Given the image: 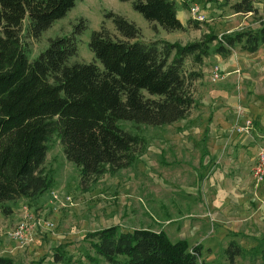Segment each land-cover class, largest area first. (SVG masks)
Returning <instances> with one entry per match:
<instances>
[{"label":"trees","instance_id":"trees-1","mask_svg":"<svg viewBox=\"0 0 264 264\" xmlns=\"http://www.w3.org/2000/svg\"><path fill=\"white\" fill-rule=\"evenodd\" d=\"M119 1H130L131 8L153 28L185 29L176 16L174 0ZM73 4L74 0H0L2 212L7 211L3 202L34 199L50 187L51 179L41 164L52 135L58 139L64 158L78 167L82 179L100 174L105 167H124L141 138L119 121L167 125L183 119L193 105L190 81L199 74L184 72L187 56L199 64L211 50L226 56L234 46L247 53L264 46V20L256 28L218 36L203 33L184 44L163 39L143 42L135 39L138 28L133 22L108 11L104 16L121 38L112 37L103 25L91 31L87 47L93 61H68L76 52L73 33L81 31L82 22L71 33L48 39L47 46L29 60L21 35L38 38ZM230 8L237 13L255 12L253 0H236ZM206 138L204 128L202 145ZM205 153L202 147L200 159ZM82 240L95 256L86 254L79 264H99L97 256L107 264H204L198 260L199 245L189 246L185 239L171 241L162 229L122 230L113 224L85 232ZM263 240L264 235L247 250L230 240L224 253L232 262L245 251L264 264ZM63 254L60 246L54 248V260ZM0 264L19 263L0 255Z\"/></svg>","mask_w":264,"mask_h":264},{"label":"rangeland","instance_id":"rangeland-1","mask_svg":"<svg viewBox=\"0 0 264 264\" xmlns=\"http://www.w3.org/2000/svg\"><path fill=\"white\" fill-rule=\"evenodd\" d=\"M174 1L184 30L153 28L131 8L130 1L74 0L65 15L54 20L38 38L23 34L22 41L28 59L32 60L47 46L48 39L67 35L82 22L81 31L73 33L76 52L68 61L88 62L93 61L87 47L91 31L103 25L112 37L121 38L111 20L104 16L108 11L133 22L138 28L135 39L143 42L163 39L184 44L199 39L203 33L218 36L223 32L256 28L264 20V0L253 1L257 6L254 13L233 12L230 5L236 0ZM194 6L197 14L203 16L201 21L191 18L190 9ZM238 50L239 47L234 46L230 53ZM257 51L264 56V46ZM224 57L211 50L199 64L190 56L184 59V72L195 71L199 75L190 81L194 103L183 119L162 126L118 122L141 138L131 149L130 162L124 167H105L100 174L82 179L78 167L64 158L58 139L52 135L41 164L51 185L34 199L21 197L2 203L7 211L2 212L0 208V255L19 264H79L84 261V255L95 256L82 240L84 233L117 224L122 230L162 229L171 241L185 239L189 246L199 245L198 260L204 264H263L245 251L232 262L224 253L230 240L247 250L264 235V178L256 181L251 176L255 155L264 148V135L257 129L256 119L246 135L232 134L230 122L224 119L228 126L213 131V138L206 142L214 158L205 156L204 164L199 167L203 147L199 139L205 123L213 122V104L221 105L219 100L226 97L222 105L234 120L235 106L244 107L238 97L235 98L240 81H232L230 88L225 89L228 93H223L222 99L217 97L215 102L209 100L213 98H205L207 94L204 97L198 87L199 84H219L226 73L221 71L222 77L212 81L210 69L212 65L231 68L234 57L223 60ZM233 74L234 80L239 77ZM228 100L236 103L231 105ZM245 113L249 114L247 109ZM220 137L222 140L217 141ZM198 171L205 174L202 180L197 176ZM25 212L29 216L26 221L31 226L32 238L22 242L10 239L8 233L21 222ZM46 223H52V228ZM261 244L264 247V240ZM57 246L64 254L56 261L53 255ZM97 259L99 264H107L98 256Z\"/></svg>","mask_w":264,"mask_h":264},{"label":"crops","instance_id":"crops-1","mask_svg":"<svg viewBox=\"0 0 264 264\" xmlns=\"http://www.w3.org/2000/svg\"><path fill=\"white\" fill-rule=\"evenodd\" d=\"M262 4L264 6V2H262ZM253 6L254 8L257 7L255 6V4ZM176 16L183 24L181 18L178 16V11L176 12ZM257 50L253 53H247L242 50H238L236 52L233 51L229 53L228 55H226V57L223 58V60L228 59V56L232 55L234 58L231 62V68L226 69L227 65H224L222 67L220 66L221 68L220 70L224 71L226 74H224L222 80L218 82L219 84L206 83L205 85L199 84L198 87L200 88V91H202V95H204V97L207 94V97L205 98L208 99L213 98L209 100L215 102L217 101L216 99L217 97L222 99L223 96L221 95L223 93H228L225 89L230 88L232 81H235V83L236 81L237 83H239L240 81V83L236 87L238 89V92L235 98L238 97L240 103L244 105L245 110L247 109L249 114L247 113L246 114L250 116L253 121L254 119H256L255 121L258 122L257 129H259V132H262V135H264V56L259 55ZM235 68H238L239 73L241 74H239L240 78L237 77L238 79L235 78L234 80L233 70ZM226 99L227 98L224 97V100ZM224 100L223 101L219 100V102L225 104ZM229 103H231V105H234L236 101L233 102L229 101ZM222 104L221 105L218 103L213 104V111L211 113V116H213V122L209 121V123H205L203 127V129L204 128L207 129V138L203 145L206 153L203 155L201 159L199 158V165H200L199 167H201L202 164H204L203 158L205 156L207 157L209 156V159H212L213 154H210L209 150H207L208 147H206V142L207 139L213 138L212 137L213 131L215 132L217 129L224 130V128L228 126L224 121V119H227V121L230 122L229 123L230 132L232 134L241 135V134H236L232 130V125H233L232 121L234 120V117H232V114L231 112L228 111L227 107ZM219 140H222V137H220L217 141ZM197 176L199 180H202L205 177V174L202 171H198Z\"/></svg>","mask_w":264,"mask_h":264},{"label":"built area","instance_id":"built-area-1","mask_svg":"<svg viewBox=\"0 0 264 264\" xmlns=\"http://www.w3.org/2000/svg\"><path fill=\"white\" fill-rule=\"evenodd\" d=\"M191 18L201 21L202 15L197 14V7L194 6L190 9ZM236 75H239L238 68L233 70ZM222 77L221 70L217 65H212L210 69V79L212 81H216ZM244 107L236 106V117L233 121L232 128L236 134L246 135L249 130L252 128L253 120L246 113ZM251 176L254 180L259 181L264 178V148H260L259 151L255 155V160L253 162V166L251 168ZM52 194V192H51ZM53 197L55 195L53 194ZM27 214V212H25ZM23 215V218L15 228H13L9 233V238L15 241H29L32 238L30 234L31 226L27 224L26 218L29 217L28 214ZM48 228H52V223L45 224Z\"/></svg>","mask_w":264,"mask_h":264}]
</instances>
